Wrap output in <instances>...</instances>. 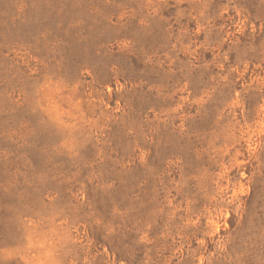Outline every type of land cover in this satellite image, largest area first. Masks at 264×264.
Segmentation results:
<instances>
[{"label":"rangeland","instance_id":"374dc122","mask_svg":"<svg viewBox=\"0 0 264 264\" xmlns=\"http://www.w3.org/2000/svg\"><path fill=\"white\" fill-rule=\"evenodd\" d=\"M0 264H264V0H0Z\"/></svg>","mask_w":264,"mask_h":264}]
</instances>
